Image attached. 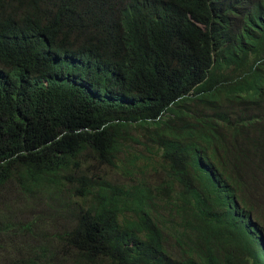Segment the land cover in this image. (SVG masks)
<instances>
[{
	"label": "trees",
	"instance_id": "16d2710c",
	"mask_svg": "<svg viewBox=\"0 0 264 264\" xmlns=\"http://www.w3.org/2000/svg\"><path fill=\"white\" fill-rule=\"evenodd\" d=\"M11 183L10 264H264V0H0Z\"/></svg>",
	"mask_w": 264,
	"mask_h": 264
},
{
	"label": "rangeland",
	"instance_id": "374dc122",
	"mask_svg": "<svg viewBox=\"0 0 264 264\" xmlns=\"http://www.w3.org/2000/svg\"><path fill=\"white\" fill-rule=\"evenodd\" d=\"M9 185L7 199L4 203L0 201V264H10L19 257L17 251L20 250V245L24 244L26 237L21 227L41 211V207L28 209L31 203L27 206L22 195L16 193V184ZM7 226L10 227L9 230L5 228Z\"/></svg>",
	"mask_w": 264,
	"mask_h": 264
}]
</instances>
